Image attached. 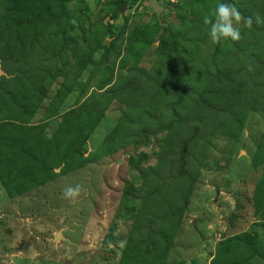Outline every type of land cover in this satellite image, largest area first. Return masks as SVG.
I'll return each mask as SVG.
<instances>
[{"label":"rangeland","instance_id":"rangeland-1","mask_svg":"<svg viewBox=\"0 0 264 264\" xmlns=\"http://www.w3.org/2000/svg\"><path fill=\"white\" fill-rule=\"evenodd\" d=\"M157 1L165 25L151 0H0V27H21L0 42V264H155L134 228L181 212L188 195L185 215L157 237L171 245L159 264H264V23L255 22L264 0ZM218 2L253 17L250 28L235 25L239 41L210 43L203 19ZM63 3L56 25L48 11ZM171 41L177 61L167 63L161 45ZM219 69L241 79L249 69L254 81L239 100L237 82L212 99ZM138 71L153 84L134 82ZM171 102L201 122L179 180L174 162L161 161L191 132L131 137L153 128L151 111L170 122ZM76 185L80 195L65 198Z\"/></svg>","mask_w":264,"mask_h":264},{"label":"trees","instance_id":"trees-1","mask_svg":"<svg viewBox=\"0 0 264 264\" xmlns=\"http://www.w3.org/2000/svg\"><path fill=\"white\" fill-rule=\"evenodd\" d=\"M45 9V8H44ZM48 16L50 17L49 20L56 24L59 25L60 22L63 20V15L66 13V3L61 4V11L59 12H50L48 11ZM20 26H18L17 22H12L11 24L5 23L0 27V42L6 37L9 36L10 34H13L15 29L18 30V33L21 31ZM178 51L177 48V43L175 41H171L169 43H162L161 45V60L165 61L166 58L169 59L167 63H171L173 61H177L176 58H173V55H175ZM250 49L248 48L246 50V53L249 55ZM246 54V55H247ZM252 54L254 55L253 51ZM235 75L238 80L236 81L235 78H233ZM213 78H211L214 82H218L216 85H213L209 87V91L211 92V95H209L212 99H218L222 98L225 96H230L231 94L233 95V91H231V85L234 82H237L236 84L242 83L244 86H240L237 90L238 96L236 97L237 100L238 98L242 95V90L244 88H247L250 86L252 83L253 78L249 75V69H247V76L244 75L243 78L241 79V74L238 75L237 73H232L230 70L224 69V70H217L212 74ZM233 76V77H232ZM133 78L134 82H144L147 84H153V78L152 75L149 72L146 71H138L136 73H133ZM243 81V82H242ZM160 87V85L158 84ZM165 86H161L160 89L164 88ZM158 90L156 93H154L155 96H158L160 94L161 90ZM232 92V93H231ZM204 97L202 99L204 100ZM248 100L252 99L251 95L247 97ZM199 101V98H197V102ZM247 101V100H246ZM191 105H194L192 102ZM167 109L169 112L173 114V118L170 120V122H164L163 118L159 117L155 112H149V117L152 121L153 128L149 129H143L139 130L138 133L134 136H131L133 139L136 140L137 144H141L142 141L147 140L150 136H155L158 134V132L161 130H167V131H172L176 128H178L179 131L185 133L187 131L191 132V134L186 137V139L182 140L181 144L179 146L182 147V151L177 154V150L174 148H171L168 155L162 159L161 165H165L167 163H171L172 161L176 165V171L173 174V177H175L176 180H179V177H187L189 175L188 170H187V163L184 160V150L187 151V154L198 146V141L200 138V133H201V127L200 121L197 122V124L193 125L190 122H188L187 118V112L188 107H182L178 108L177 104L175 102L169 103L167 106ZM208 107L210 110H212L215 114L221 115L224 110H222L219 107H216L214 105L211 106L208 104ZM239 106L231 107L230 110L232 112L237 111ZM166 123V124H164ZM170 178L169 177H158V180L156 181L155 184L157 185H162L166 184L169 182ZM183 180V179H182ZM154 191V187L150 189L149 192ZM153 196L151 194H147L146 196H143V199L145 202L151 201V198ZM189 201V195L185 197V200H183V209L182 211H172L168 214H165L161 218L160 216L159 219L157 218H150L147 219L144 223L139 224V226H136L133 231V235L137 237H144L146 236L147 240V250L149 253H152L148 255L152 260L158 259V261L155 264L159 263H165L166 258L168 257L170 251H171V245L169 240L167 239V242L165 244H160L162 242L157 240V237L160 236L162 238L166 234L165 222L167 220L175 219L176 216H182L185 215L187 211V205ZM138 224V223H137ZM144 235V236H143ZM171 237H174V234H171ZM158 244V245H157ZM140 250L139 252H141ZM133 252V251H132ZM146 258V256H144Z\"/></svg>","mask_w":264,"mask_h":264},{"label":"clouds","instance_id":"clouds-1","mask_svg":"<svg viewBox=\"0 0 264 264\" xmlns=\"http://www.w3.org/2000/svg\"><path fill=\"white\" fill-rule=\"evenodd\" d=\"M242 19L249 28L252 26L253 17H242L235 4L218 2L203 19L204 24L210 25L208 32L210 43L218 44L224 39L239 41L241 33L235 25L239 24ZM255 22L257 24L264 23L258 14L255 16ZM81 191L80 185L68 186L64 189L63 195L65 198L74 199L80 195ZM121 247H123V243Z\"/></svg>","mask_w":264,"mask_h":264},{"label":"water","instance_id":"water-1","mask_svg":"<svg viewBox=\"0 0 264 264\" xmlns=\"http://www.w3.org/2000/svg\"><path fill=\"white\" fill-rule=\"evenodd\" d=\"M149 7L153 10V12L156 14L158 21L161 25H165L162 20H161V15L164 12V8L160 5V3L157 0H151V2L149 3ZM6 73L3 71L2 69V63H1V59H0V77L1 76H5ZM229 221V220H226ZM56 239L57 240H61L63 239V236L61 233H58L56 235Z\"/></svg>","mask_w":264,"mask_h":264}]
</instances>
